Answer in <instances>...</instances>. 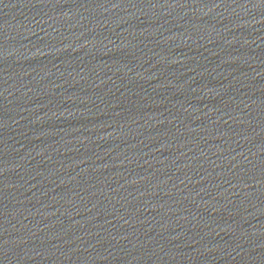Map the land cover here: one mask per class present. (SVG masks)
<instances>
[{
    "label": "water",
    "instance_id": "1",
    "mask_svg": "<svg viewBox=\"0 0 264 264\" xmlns=\"http://www.w3.org/2000/svg\"><path fill=\"white\" fill-rule=\"evenodd\" d=\"M0 264H264V0H0Z\"/></svg>",
    "mask_w": 264,
    "mask_h": 264
}]
</instances>
